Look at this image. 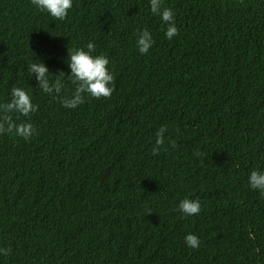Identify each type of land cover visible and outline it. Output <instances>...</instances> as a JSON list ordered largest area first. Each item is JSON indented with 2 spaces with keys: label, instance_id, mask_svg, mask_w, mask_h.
Returning a JSON list of instances; mask_svg holds the SVG:
<instances>
[{
  "label": "trees",
  "instance_id": "trees-1",
  "mask_svg": "<svg viewBox=\"0 0 264 264\" xmlns=\"http://www.w3.org/2000/svg\"><path fill=\"white\" fill-rule=\"evenodd\" d=\"M164 6L172 40L150 0H73L63 21L0 0V103L19 87L38 106L17 120L33 124L29 140L0 134V248L12 250L0 264H264V195L248 184L264 171V0ZM144 29L154 44L142 55ZM89 42L114 91L65 108L68 49ZM38 60L59 94L37 86ZM183 199L200 214L185 216Z\"/></svg>",
  "mask_w": 264,
  "mask_h": 264
},
{
  "label": "clouds",
  "instance_id": "clouds-1",
  "mask_svg": "<svg viewBox=\"0 0 264 264\" xmlns=\"http://www.w3.org/2000/svg\"><path fill=\"white\" fill-rule=\"evenodd\" d=\"M31 4L39 11L48 13L54 19L63 21L73 6V0H31ZM150 11L158 15L166 25L165 37L168 40L179 35V29L174 20L175 13L164 6V0H150ZM136 43L140 54L148 53L154 44L150 31L144 29L139 32ZM86 49H68L69 59L67 63L71 73L69 76L76 85L72 96L61 101L62 106L68 109H75L84 104L88 97L97 100L109 99L114 91L115 77L108 70V58L103 54L93 55L96 46L91 42L86 45ZM28 71L31 75L35 74L37 86L43 93L53 95L61 92L63 87L61 80H50L49 69L41 61L31 63ZM64 75L63 72H60L57 77ZM37 110L38 106L32 102L31 96L24 89L13 87L10 100L0 103V134L15 133L16 136L29 140L36 133V129L30 122L21 121L17 123V120L21 116L30 117ZM167 131L165 126H161L157 130L155 145L152 148L153 155L160 154ZM169 143L172 147H176L174 140H169ZM248 184L251 189L258 190L264 195V171L252 170L248 176ZM178 209L185 216L199 215L201 205L198 200L183 199L179 202ZM185 243L193 249L200 246L199 238L194 234L186 235ZM11 251V248H0V255L8 256Z\"/></svg>",
  "mask_w": 264,
  "mask_h": 264
}]
</instances>
